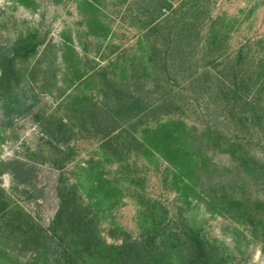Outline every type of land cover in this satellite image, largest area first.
<instances>
[{
  "label": "rangeland",
  "instance_id": "1",
  "mask_svg": "<svg viewBox=\"0 0 264 264\" xmlns=\"http://www.w3.org/2000/svg\"><path fill=\"white\" fill-rule=\"evenodd\" d=\"M200 3L205 6L206 25L198 46L196 42L190 48L193 66L201 71L207 67L204 41L212 29L221 31L224 42L216 54L220 68L230 65L241 47L255 59L253 64L259 59L264 63V0H0V50L23 37H32L37 44L34 55L18 58L25 79L10 91H0V163L14 162L0 169H5L0 174V186L44 227L49 226L58 208L60 173L68 183L77 185L87 202L96 198L82 170L93 164L120 190L110 201L93 207L107 242H120L124 232L135 237L147 235L155 224L171 220V227L201 229L206 239L222 247L231 264H264L262 231H255L232 212L212 211L202 197H190L191 204L184 202L177 192L175 169L160 155L145 152L131 138V134L140 136L143 123H136L131 133L123 132L110 145L94 131L78 133L81 126L74 128L70 149L63 147L68 163L62 172L52 166L54 148L35 114L27 111L29 106H36L38 113L41 110L60 119L72 102L77 109L84 98L98 103L105 100L108 82H129L133 88L153 92L154 99L182 88L187 96L184 77L175 76L171 69L164 72L168 38L150 28L160 21L166 25L164 18L172 22L180 16L190 17ZM67 46L74 52L66 54ZM193 101L184 113L162 115L160 119L179 117L199 129L209 119L219 122L229 134L233 125L223 121L229 115L218 119L204 93ZM156 118L150 117V123ZM257 135L262 140L256 145L260 152L264 149V129L259 127ZM197 144L210 159L209 171H204L207 176L236 187V193L245 194L249 200L264 203V176L238 173L236 161L223 151V142L214 144L201 136ZM205 174L202 176L208 182ZM241 186L246 187L244 191ZM216 188L221 193L220 185ZM206 190L203 196H207ZM0 247L12 252L0 255V264H12L15 255L23 261L31 256L21 244L15 247L13 237H0Z\"/></svg>",
  "mask_w": 264,
  "mask_h": 264
},
{
  "label": "trees",
  "instance_id": "2",
  "mask_svg": "<svg viewBox=\"0 0 264 264\" xmlns=\"http://www.w3.org/2000/svg\"><path fill=\"white\" fill-rule=\"evenodd\" d=\"M191 12L192 16H180L172 22L167 16L163 20L166 25L160 21L150 28L168 38L164 72L170 73L171 69L175 76L184 77L189 96L184 95L182 88L154 99L153 92L133 88L129 82H108L105 100L98 103L84 98L86 103L82 102L77 109L76 102H72L66 108V116L60 119L55 120L52 114L46 115L41 110L38 113L36 106H29L27 111L35 114L47 141L54 148L52 155L56 158L51 162L52 166L62 172L68 163L67 151L63 147L70 149V139L76 133L74 128L81 126L78 133L83 129L94 131L110 145L123 132L131 133L136 123H143L140 136L131 134V138L145 152L160 155L175 169L177 192L186 204H191L190 197H202L212 211L232 212L251 224L255 231L264 233V212L261 210L264 203L259 199L249 200L245 194L236 193V187L215 182L212 176H207L204 171H209L210 159L204 148L197 144L201 136L214 144L222 145L223 142V151L236 161L238 173L258 178L264 176V149L256 151V145L262 142L257 130L259 127L264 129L263 59L253 64L252 59H255L241 47L232 63L220 68L221 62L216 54L220 53L224 42L219 35L221 31L212 29L208 41H204L209 58L204 68H208L201 71L193 66L190 50L202 39L206 25L205 6L197 4ZM33 41L32 37H23L11 47L0 50L1 92L12 90L25 79L18 58L27 59L34 55L37 44ZM67 51L72 53L74 49L67 46L66 54ZM161 87L166 89L163 85ZM203 93L219 114L218 119L221 115H229L223 120L233 125L229 134L219 122L209 119L203 122L201 129L179 117L160 119L162 115L184 113ZM210 108L208 102L207 109ZM150 117H157L152 124ZM74 119L78 122L75 123ZM7 165H14V162H2L0 169ZM82 170L90 179L89 190L96 197L95 201L87 202L77 185L68 183L64 173H60L56 187L58 208L48 227L16 204L0 186V237H13L16 248L21 244V248L31 252L26 261L15 255L12 264H231L222 247L206 239L201 229L171 227V220L155 224L147 235L135 237L124 232L120 242H107L99 231V216L93 207L102 205L107 199L110 201L120 190L93 164ZM218 185L221 193L217 192ZM242 188L244 191L246 187ZM205 190L207 196H203ZM11 254L0 247V255Z\"/></svg>",
  "mask_w": 264,
  "mask_h": 264
}]
</instances>
